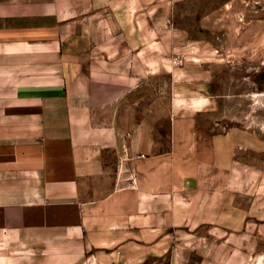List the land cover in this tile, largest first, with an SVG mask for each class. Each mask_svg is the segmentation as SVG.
<instances>
[{
  "label": "crops",
  "instance_id": "obj_1",
  "mask_svg": "<svg viewBox=\"0 0 264 264\" xmlns=\"http://www.w3.org/2000/svg\"><path fill=\"white\" fill-rule=\"evenodd\" d=\"M69 18L57 0H0V264H264L231 244L159 260L157 236L191 214L174 117L168 133L147 99L157 52Z\"/></svg>",
  "mask_w": 264,
  "mask_h": 264
},
{
  "label": "rangeland",
  "instance_id": "obj_2",
  "mask_svg": "<svg viewBox=\"0 0 264 264\" xmlns=\"http://www.w3.org/2000/svg\"><path fill=\"white\" fill-rule=\"evenodd\" d=\"M57 1L69 21L83 19L97 40L116 34L119 22L142 50L157 52L162 70L147 99L168 133L174 117L175 186L190 185L184 192L191 214L184 225L175 218L171 234L157 236L159 260L184 257L182 247L200 248L191 255L195 261L214 255L208 246H237L239 258V248L262 253L264 0ZM141 239L142 246L153 244L149 233Z\"/></svg>",
  "mask_w": 264,
  "mask_h": 264
}]
</instances>
